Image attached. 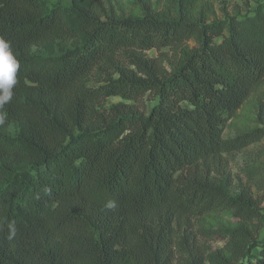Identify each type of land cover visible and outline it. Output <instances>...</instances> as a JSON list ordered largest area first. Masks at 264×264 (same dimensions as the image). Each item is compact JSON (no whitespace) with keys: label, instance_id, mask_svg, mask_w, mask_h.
I'll list each match as a JSON object with an SVG mask.
<instances>
[{"label":"trees","instance_id":"16d2710c","mask_svg":"<svg viewBox=\"0 0 264 264\" xmlns=\"http://www.w3.org/2000/svg\"><path fill=\"white\" fill-rule=\"evenodd\" d=\"M138 1L142 14L124 16L83 3L71 24L59 5L0 0V36L20 61L0 125V264H174L177 245V264H264V206L212 177L223 153L263 136L222 133L264 82V5L216 20L200 0ZM54 39L75 43L34 52ZM163 47L177 54L169 69L145 54ZM146 92L147 112L103 103ZM216 210L237 222L203 232L226 239L210 253L189 223Z\"/></svg>","mask_w":264,"mask_h":264},{"label":"rangeland","instance_id":"374dc122","mask_svg":"<svg viewBox=\"0 0 264 264\" xmlns=\"http://www.w3.org/2000/svg\"><path fill=\"white\" fill-rule=\"evenodd\" d=\"M94 4L99 10L105 13H113L118 16L141 15L142 4L138 0H44V4L49 8L59 5L63 8L68 20L74 23L75 17L73 8L81 4ZM172 4V0H149L152 9H160ZM264 5V0H200L197 9H204L212 19H222L226 15H243L251 13L259 6ZM77 41V40H76ZM75 43V40H51L43 45L35 46L34 52L42 55H59L66 48ZM194 41H189L192 46ZM146 56L158 58L162 64L169 69L175 58L173 49L163 47L152 48L145 51ZM125 65V63H124ZM104 77L100 71L94 70L89 76L90 84H98ZM156 101L152 92H146L134 100H124L119 96L108 97L103 103L109 106L116 102H123L131 106L138 112H147L150 106ZM261 128L263 136L246 147L222 154L221 164L212 173V177L224 188L228 194H237L242 189H249L257 202L264 206V82L250 94L237 110L235 116L227 121L222 137L230 139L237 134ZM237 218L229 210L209 211L190 219L189 225L195 233L199 243L204 244L208 252H215L226 242L219 233L203 232L212 230H227L235 226ZM264 238V227L259 232V239ZM181 242L178 236L177 243ZM257 250L256 248L254 251ZM186 257L185 251L180 245L175 248L174 264Z\"/></svg>","mask_w":264,"mask_h":264},{"label":"clouds","instance_id":"9594fccd","mask_svg":"<svg viewBox=\"0 0 264 264\" xmlns=\"http://www.w3.org/2000/svg\"><path fill=\"white\" fill-rule=\"evenodd\" d=\"M20 70V61L14 54L11 42L0 36V125L7 120V111L4 106L11 102L14 95L13 89L18 84L17 73ZM117 207L115 200H109L105 204L108 210H115ZM17 235L15 221L8 223V236L12 240Z\"/></svg>","mask_w":264,"mask_h":264}]
</instances>
